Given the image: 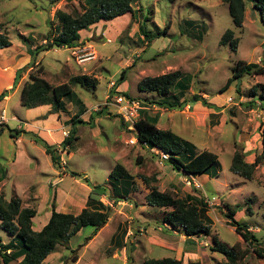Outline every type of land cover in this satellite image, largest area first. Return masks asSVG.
<instances>
[{"label": "rangeland", "instance_id": "374dc122", "mask_svg": "<svg viewBox=\"0 0 264 264\" xmlns=\"http://www.w3.org/2000/svg\"><path fill=\"white\" fill-rule=\"evenodd\" d=\"M247 1L244 21L237 28L222 0H138L132 6L140 9L136 21L126 14L100 22L82 31L84 34L80 32L82 42L78 47L52 49L28 59L27 47L45 43L50 32L48 21L52 26L58 25L55 12H68L71 5L82 12L84 0H60L54 4L50 0H0V33H6L11 43L0 51L2 67L14 64L15 68H22L29 64L31 68L23 76L28 79L29 74L37 75L51 86L67 84L71 78L81 76L96 81L91 88L71 86L74 99L81 101L85 111L80 118L87 122L92 117L93 127L77 124L79 139L70 153L65 149L59 154L61 166L79 178H71L62 170L54 175L50 158L29 137L21 136L18 143L11 142L7 130L1 135L0 150L15 163L8 169L5 184H0V195L6 201L20 197L22 208L36 212L32 219L34 231L45 226L52 211L80 213L90 192L84 178L92 186L107 188L106 196L100 198L108 207L107 223L86 244L85 239L93 233L91 227L71 238L68 248L57 247L52 253L56 264H74V255L79 257L76 264H143L148 259L161 258H173L182 264H228L224 255L216 251L214 240L243 254L236 264H264V160L257 163L251 180L230 171L235 152L246 163H253L261 153L264 101L258 97L260 87H264V75L238 77L222 92L238 61L264 66V21ZM144 17L150 19L145 23L147 30L157 32L168 26L167 34L150 43L142 42L137 26L144 24ZM227 30L238 39L235 53L228 45L220 44ZM130 66L125 81L116 86L122 70ZM175 71L191 79L185 95L186 104L193 106L189 112L184 110L186 105L180 111H161L157 104L148 103L170 99L138 91L142 79ZM254 89L256 97L250 94ZM116 93L142 102L143 113L159 117V130H168L193 143L197 152L217 155L219 166L210 170L213 177L194 178L198 188L188 185L184 175L160 163L155 150L138 145L133 138L135 133L124 129L115 111L106 106V98ZM198 94L217 110L193 103V95ZM19 95L20 90L5 110L11 130L18 125L14 122L17 117L30 121L34 115L39 116L38 111H27L18 103ZM64 109L53 113L50 108L52 112L42 116L45 127L54 129L52 137L44 136L49 144H59L65 137L63 132L69 129L66 119L81 108L65 101ZM115 165H121L133 179L128 198H118L111 191L109 176ZM1 170L7 169L0 165V173ZM152 188L180 199L187 195L202 198L208 206V235L188 240L181 228L168 225L165 216L171 209L148 205ZM231 210L233 218L247 225L257 242L247 244L228 225L226 215ZM0 239L10 241L2 228ZM254 249L260 250L261 256Z\"/></svg>", "mask_w": 264, "mask_h": 264}, {"label": "trees", "instance_id": "16d2710c", "mask_svg": "<svg viewBox=\"0 0 264 264\" xmlns=\"http://www.w3.org/2000/svg\"><path fill=\"white\" fill-rule=\"evenodd\" d=\"M60 0H50L52 4ZM69 3L78 0H68ZM138 0H84L82 12H78L72 5L68 12L56 11L55 18L58 21L57 26H50V32L47 33L45 43L31 49L27 47V55L33 58L40 53L49 52L52 49H73L80 44V32L87 31L90 27L100 23L112 21L120 16L131 14L132 20L136 21V13L140 9L134 10L132 6ZM228 9L232 23L235 27L240 28L244 21L247 0H222ZM253 8H255L264 21V0H248ZM150 21L144 17V24H139L138 32L142 42L150 43L167 34L168 26H165L162 31L151 32L147 30L145 23ZM24 43L26 40H22ZM221 45H228L232 52L237 51L238 39L234 37L232 31L227 30L221 37ZM11 46L10 40L6 33H0V50ZM31 66L28 64L16 71L13 87L18 83L22 74L26 73ZM128 67L123 69L117 80L116 86H119L126 79ZM247 76L264 75V66L256 64H245L238 61L232 69V77L229 78L222 92L230 88L233 80ZM187 79V80H186ZM191 79L183 76L179 71L163 74L157 77H146L138 84V91L154 93L157 96L168 98L170 100L162 99L159 102H149L148 104H157L161 108L167 110L180 111L186 104V100L180 102L184 98L186 92L190 88ZM96 81L88 79L85 76L71 78L69 83L58 86H51L37 75L29 74L28 80L23 84L20 91V105L25 109H32L42 105H49L54 113L63 111L65 101H71L74 105H78L81 109L78 113L73 115L67 122L68 127L67 136L63 138L57 146L49 145L36 135L24 130L8 129L6 124H0V136L4 130H7L9 137L18 139L21 136L29 137L35 144L42 146L44 153L50 158V162L56 171H61L71 178H79V176L66 168L61 166V159L59 154L66 149L67 154L70 153L75 141L79 139L76 134V126L89 125L93 127V118L89 117V121L84 122L80 117L84 113L82 103L78 99H74L71 86H81L85 88L94 87ZM257 91H251V95L256 97ZM7 91L0 95V101L6 97ZM130 98L128 95H123ZM259 99L264 101V87H260ZM194 103H201L208 108H214L208 104L199 94L193 95ZM253 104V103H252ZM250 103V106H252ZM140 111V118L135 123L136 140L138 145L146 147L149 150H158L168 156L164 162L170 166L175 172H178L185 177L195 178L200 175L210 176V170L213 166L218 165V157L209 151L197 152L193 143L182 140L170 131L159 130L156 127L158 116H147ZM101 114V112H99ZM124 126L123 122L121 121ZM261 146L260 155L255 158L253 163H246L243 156L239 152H235L231 163L230 171L246 180H251L254 170L259 161L264 160V131L261 132ZM2 171V170H1ZM6 177L5 171L0 173V182ZM213 177V175L211 176ZM110 187L113 195L118 198L125 197L129 194L133 184L132 177L126 173L121 165H115L110 172ZM90 192L87 197L86 206L79 214L58 213L52 211L48 222L40 231L32 229V219L36 212L31 208H22L21 201L18 198H13L6 201L0 195V228L7 234L13 236L8 244H2L0 240V262L1 264H41L50 254L56 251L57 247H67L68 243L76 236L82 229L86 227L93 228V233L90 237L85 239L90 241L102 228L108 220V207L104 205L100 198L106 196L107 188L103 185H90V183L83 179ZM148 205L155 208H170L171 211L165 216V222L171 227H179L183 230L184 235L188 240L192 237H199L208 235L209 219L207 217L208 206L202 198L187 195L184 199L174 197L167 192H159L155 188L151 189L149 194ZM233 211L231 210L226 218L228 225L235 229V232L247 244L257 242V239L248 231L247 225L239 224L233 218ZM17 239V241H16ZM112 240H115L114 238ZM216 244V251L227 259L228 264H236L238 257L243 254L238 253L234 247H227ZM84 244V245H85ZM66 248V249H67ZM258 256H261V251L254 249ZM73 254L74 251H71ZM17 260H20L17 262ZM78 257L74 255L71 259L76 262ZM239 260V259H238ZM143 264H182L181 261L173 258L148 259ZM198 264V263H189Z\"/></svg>", "mask_w": 264, "mask_h": 264}, {"label": "crops", "instance_id": "0c3cea01", "mask_svg": "<svg viewBox=\"0 0 264 264\" xmlns=\"http://www.w3.org/2000/svg\"><path fill=\"white\" fill-rule=\"evenodd\" d=\"M81 34V33H80ZM82 34H84V32H82ZM81 42H82V37H81V35H80V44H81ZM33 49V48H32ZM2 50H4V49H2ZM1 51V50H0ZM26 56H27V53H26ZM29 57L30 56H27V58L29 59ZM27 60V59H26ZM28 61V60H27ZM9 64V63H8ZM20 68L19 67H17V68H15L14 67V64H9L8 66H5V67H2V62L0 61V95L3 93V92H5V91H7V95H6V97H4V99L2 100V101H0V111L2 112V111H5L7 108H8V106H9V104H10V102L12 101V98L13 97H16L15 95L16 94H18V91L20 90L21 91V87H22V85L28 80L27 78H26V76H23L24 74H22V76H21V78L19 79V81H18V83L15 85V87H13V84H14V79H15V74H16V71L17 70H19ZM28 77V76H27ZM200 94V93H199ZM186 95V94H185ZM185 100V96H184V98H182L181 100H180V102H182V101H184ZM206 101V100H205ZM207 102V101H206ZM18 103L20 104V95H19V100H18ZM194 103V102H193ZM199 103V102H198ZM208 103V102H207ZM141 104H142V102H141ZM208 104H210V105H212L214 108H208V107H206V106H204V105H202L201 103H200V106L201 107H204V108H206V109H208V110H213L214 112L217 110V107L214 105V104H211V103H208ZM186 105V106H185ZM183 107H184V110L186 111V112H189V110L191 109V108H193V106H192V103H191V105H188V104H185ZM50 106L49 105H42V106H38V107H35V108H32V109H27V111H38V113H39V116H37V115H34L33 117H32V119L29 121V119L28 118H25V119H23V120H20V118H18L17 117V121H14V122H17L18 123V125H17V127H16V129L17 130H24V131H26V132H30V133H33L34 135H36L37 137L39 136L42 140H44V141H46V143L47 144H49V141H47L46 140V138H44V136H49V137H52V135H53V132H52V130H54L53 128H51V127H49V128H46L45 127V124H43V123H45V121L46 120H44L43 118H42V116H45V115H47V113L50 111ZM145 108L143 107V104H142V110H144ZM161 111H163L162 109L163 108H159ZM165 109V108H164ZM183 109V108H182ZM181 109V110H182ZM165 110H167V109H165ZM6 112V111H5ZM45 112H46V114H45ZM52 111H50V113H51ZM85 112V111H84ZM54 113V112H53ZM143 113V112H142ZM145 113V112H144ZM143 113V114H144ZM84 114V113H83ZM82 114V115H83ZM146 115H147V113H145ZM147 116H149V115H147ZM13 117H16V116H12L11 117V119L12 120H14L13 119ZM152 117V116H151ZM68 121V119H66V121H65V123ZM21 122H22V124H21ZM159 122V117H158V121H157V123ZM6 125H8V122H7V124ZM163 131H168V130H163ZM40 132H43V135L42 134H40ZM3 136H4V134H2ZM1 137L2 136H0V145H1ZM9 137V136H8ZM10 138V137H9ZM22 137H20V138H18V139H12V138H10V139H12L11 140V142L12 141H16V142H18V143H21V141H22V139H21ZM62 140H63V138H62ZM61 140V141H62ZM54 141V140H53ZM61 141L59 142V144L61 143ZM55 142V141H54ZM9 144H10V142H9ZM49 145H52V144H49ZM53 145L54 146H57L58 145V143H53ZM0 152H1V150H0ZM199 153V152H198ZM46 155V154H45ZM13 157H15L16 158V155H14L13 154ZM218 161H219V158H218ZM15 163V159H11V160H9L8 159V157L6 156V155H3L2 154V152L0 153V165H4L5 167H6V171H5V173H6V175H7V173H8V169H9V167H11V165H13ZM8 167V168H7ZM219 170L221 169V168H218ZM55 174L54 175H57V171H55L54 172ZM211 174V173H210ZM213 174H211L210 176H206V175H200V176H197V177H195L196 179H199V178H201V180H203L204 178H211V176H212ZM7 178H5L2 182H0V184H5V180H6ZM56 179L58 180V182L60 181L59 180V178H57L56 177ZM63 181V180H62ZM131 193V191L129 192V194ZM129 194L125 197V198H128V196H129ZM15 198V197H14ZM20 198V197H19ZM18 198V199H19ZM86 201H87V199H86ZM101 201V200H100ZM104 204V203H103ZM105 205V204H104ZM85 206H86V202L84 203V207L83 208H85ZM28 208V207H27ZM182 230V229H181ZM182 233H183V235H184V232H183V230H182ZM8 236L10 237V241L12 240V238H13V236H11V235H9L8 234ZM185 236V235H184ZM186 237V236H185ZM1 240V242H2V244H8L9 242H5L3 239H0ZM54 256L51 254V255H49L41 264H48L49 262L51 263V264H56L57 262H55V261H53L52 260V258H53ZM20 260H18L17 262H19ZM59 261H60V259H59ZM59 261H58V263H59ZM78 261H79V257H78V260L74 263V264H76V263H78Z\"/></svg>", "mask_w": 264, "mask_h": 264}, {"label": "built area", "instance_id": "2783aa9c", "mask_svg": "<svg viewBox=\"0 0 264 264\" xmlns=\"http://www.w3.org/2000/svg\"><path fill=\"white\" fill-rule=\"evenodd\" d=\"M111 86L113 87L114 85L112 84ZM230 102H231V99L228 98L227 103L229 104ZM106 106L110 107L111 109L115 111V114L119 117L120 121L123 122L124 129L129 131L131 134L136 133L135 123L139 120L140 111L142 110V104L139 100H136L133 98H127L121 94L116 93L113 97L106 98ZM5 117H6L5 111H2L0 115V122L2 123L7 122ZM63 136H67V133L63 132ZM133 138L136 139V136H134ZM135 142L137 143V140H135ZM155 151L157 152L159 156L160 163H164L168 159V156L166 154L158 150H155ZM185 178H187L188 180L187 181L188 185L192 184L196 188L199 187L198 184H196L194 178L192 177H185Z\"/></svg>", "mask_w": 264, "mask_h": 264}]
</instances>
